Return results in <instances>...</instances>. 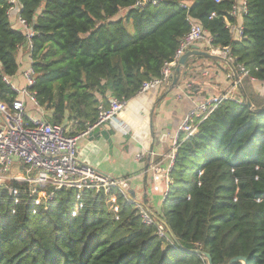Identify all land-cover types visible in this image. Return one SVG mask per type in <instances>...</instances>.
<instances>
[{"label": "trees", "instance_id": "1", "mask_svg": "<svg viewBox=\"0 0 264 264\" xmlns=\"http://www.w3.org/2000/svg\"><path fill=\"white\" fill-rule=\"evenodd\" d=\"M18 1L35 32L30 91L49 123L66 130L73 123L72 136L96 125L101 106L130 100L161 77L192 19L213 48L230 50L238 75L243 65L264 82V0H245L241 39L227 26L237 25L231 15L237 0H160L143 10L135 8L138 0ZM11 7L0 0V102L8 105L17 93L6 79L17 74L18 50L28 43L12 25ZM242 98L222 102L194 136L180 138L157 218L165 237L116 191L112 203L104 192L74 189L45 203L28 185L11 182L0 186V264H209L206 254L212 264L235 257L264 264V112L248 107L264 102Z\"/></svg>", "mask_w": 264, "mask_h": 264}, {"label": "built area", "instance_id": "2", "mask_svg": "<svg viewBox=\"0 0 264 264\" xmlns=\"http://www.w3.org/2000/svg\"><path fill=\"white\" fill-rule=\"evenodd\" d=\"M220 4L225 0H213ZM12 5L9 9V17L13 13L17 15L18 23L25 29L28 37L29 50H33L32 38L35 32L31 26L20 16L21 5L18 0H8ZM160 0H138L135 8L143 10L148 6L159 4ZM20 7L19 10L16 8ZM247 12L245 0H237L231 15L238 18ZM216 15L212 14L211 18ZM189 33L180 41L179 47L173 57V61L165 63L162 76L154 78L144 83L137 95L130 100H111L110 108L106 110L100 107L98 122L87 132L72 136L61 125H53L44 118L28 117V106L40 108L36 93L30 88L36 83V72L32 67L23 73L25 87L6 82L12 86L17 93V98L12 105L0 102V186L7 187L8 182H16L19 185H28L32 194L39 193L41 202L53 201L56 193L63 189H74L79 192L92 190L104 192L109 197V203L115 201L114 192L120 193L128 202H133L131 198V188L129 180H117L104 175L92 167L86 166L78 160V144L81 137L88 136L97 127H102L109 122H117L118 116L124 112L131 101L138 97L162 88L164 85L172 84L175 70L183 55L189 52L193 46L206 43L209 53L215 54L226 59L230 64H235L236 59L231 55L230 50L216 49L211 46L209 33L195 20L190 22ZM232 33L238 35L239 39L243 36V26L235 27L227 23ZM240 72L239 79L235 80L234 88H238L242 80L249 79L253 82L258 81L250 76V72L243 65H237ZM226 100H234L242 103L240 98L229 91L220 96L211 97L194 105L186 114L182 125L179 128V138L174 142L173 149L168 155L170 167L168 170L160 168L155 171L162 176L166 183V194L169 191L171 180L170 172L174 165V160L182 142L194 136L198 132L199 126L205 122L213 112ZM120 128L128 132L127 124L121 123ZM141 156H138L140 160ZM17 172L14 175L13 172ZM136 203V202H135ZM136 207L142 217L143 222L148 226H157L160 237H165L167 231L163 222L159 221L151 210L142 203H136Z\"/></svg>", "mask_w": 264, "mask_h": 264}, {"label": "crops", "instance_id": "3", "mask_svg": "<svg viewBox=\"0 0 264 264\" xmlns=\"http://www.w3.org/2000/svg\"><path fill=\"white\" fill-rule=\"evenodd\" d=\"M19 8L17 6L16 10ZM17 15L19 13L15 12L10 17L12 25L14 29L26 34L18 23ZM242 25L243 15L240 13L235 27ZM234 37L239 39L235 33ZM200 48L208 51L206 43L201 44ZM17 62L19 70L10 79V83L24 88L23 73L32 67L28 43L19 48ZM239 78L241 77L232 63L208 58L193 59L188 63V68L182 71L180 84L176 89L169 91L171 84L164 85L138 97L118 116L117 122H109L101 127L109 132L113 148L102 137L93 140L89 136L81 137L78 144L79 162L113 179L129 180L130 188L136 195L134 201L146 205L159 219L164 212L166 183L162 174L159 175L155 169L157 167L165 171L170 167L168 155L179 138V128L189 110L205 99L229 91L239 98L249 94L256 102H264V82L248 79L246 88L242 83L244 79L238 88H234L235 80ZM28 107L35 113L30 115H48L42 108L38 110ZM121 123L127 124L128 132L120 128ZM68 125L73 132V123ZM67 132L71 134L68 128ZM151 150L150 167L146 173ZM138 156H141L140 160ZM13 173L16 175L17 172Z\"/></svg>", "mask_w": 264, "mask_h": 264}, {"label": "water", "instance_id": "4", "mask_svg": "<svg viewBox=\"0 0 264 264\" xmlns=\"http://www.w3.org/2000/svg\"><path fill=\"white\" fill-rule=\"evenodd\" d=\"M195 57H204V58H208L211 60H223V61L229 63L226 59H224L220 56H217L215 54L201 50V48L199 46H193L189 52H187L185 55H183L181 57V59L179 61V65H178L177 69L175 70L173 81L169 87V91H172L179 86L182 71L187 67L189 61ZM248 107L250 108L252 113L264 112V105L257 108L255 106H253L251 102H248ZM88 136L91 140H93L97 137H102L105 141L108 142L110 147L113 148L112 138L110 137L109 132L106 130H102L101 127L95 128L92 132L89 133ZM151 156H152V150H151L150 155L148 157V163L146 166V173L148 172L149 167H150ZM130 194H131L132 201L134 202V199L136 197L135 192L133 190H131ZM168 232L171 235V237L174 238V235L172 234V232L170 230H168ZM205 256L208 260V263L212 264L211 256L209 254H206ZM237 262H243L244 264H248L247 259L244 257H235L229 262V264H235Z\"/></svg>", "mask_w": 264, "mask_h": 264}, {"label": "rangeland", "instance_id": "5", "mask_svg": "<svg viewBox=\"0 0 264 264\" xmlns=\"http://www.w3.org/2000/svg\"><path fill=\"white\" fill-rule=\"evenodd\" d=\"M125 11H122L117 17H116V19H119V18H121V17H123L124 15H125ZM128 30L130 31V32H132L133 31V27H132V24H129L128 25ZM207 49V48H206ZM206 52H209V51H206ZM240 100H241V102H243V101H245V100H243V98L242 97H240ZM262 102V101H261ZM44 111V110H43ZM45 112V111H44ZM40 113V112H39ZM27 114H28V117L30 118V117H44V119L46 120V118H47V115H41V113L40 114H37L36 116H33V115H30V114H35L34 112H33V110L30 108V107H28V110H27ZM43 114H45V113H43ZM67 126V125H66ZM66 128H68L69 130H70V133L72 132V128L70 127V126H67ZM7 187H9L10 188V184H9V182H8V184H7ZM160 200H161V198H159ZM163 200V199H162Z\"/></svg>", "mask_w": 264, "mask_h": 264}]
</instances>
